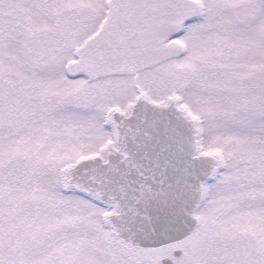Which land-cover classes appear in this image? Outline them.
Listing matches in <instances>:
<instances>
[{
  "label": "snow or ice",
  "instance_id": "obj_1",
  "mask_svg": "<svg viewBox=\"0 0 264 264\" xmlns=\"http://www.w3.org/2000/svg\"><path fill=\"white\" fill-rule=\"evenodd\" d=\"M0 264H264V0H0Z\"/></svg>",
  "mask_w": 264,
  "mask_h": 264
}]
</instances>
